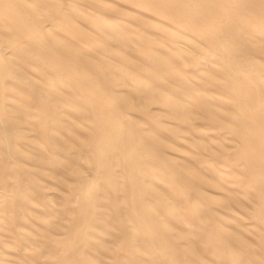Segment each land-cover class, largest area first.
Here are the masks:
<instances>
[{
	"label": "rangeland",
	"instance_id": "374dc122",
	"mask_svg": "<svg viewBox=\"0 0 264 264\" xmlns=\"http://www.w3.org/2000/svg\"><path fill=\"white\" fill-rule=\"evenodd\" d=\"M0 264H264V0H0Z\"/></svg>",
	"mask_w": 264,
	"mask_h": 264
}]
</instances>
